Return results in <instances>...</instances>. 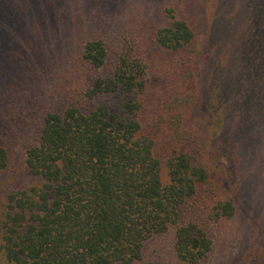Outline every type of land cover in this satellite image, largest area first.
Masks as SVG:
<instances>
[{"label":"trees","instance_id":"obj_1","mask_svg":"<svg viewBox=\"0 0 264 264\" xmlns=\"http://www.w3.org/2000/svg\"><path fill=\"white\" fill-rule=\"evenodd\" d=\"M114 2L48 0V8L35 10L39 30L18 44L16 58L22 50L30 59L20 61L21 69L30 83L43 87L48 107L40 109L24 149L28 179L14 181L0 200V255L12 264H154L158 256L148 251L147 243L168 234L169 262L228 264L231 260L214 249L206 225L183 217L182 209L196 197L202 198V206L211 201L208 190L215 171L205 157L212 158L220 138L247 177L264 183L262 22L257 26L253 20L249 28H240L235 24L239 17L231 16L226 20L234 26L220 28L219 45L241 50L231 64L236 74L229 80L212 67L208 49L195 45L193 27L176 16L151 38L154 27L148 18L130 13V22L121 28L141 34L143 54L119 52L114 40L109 53L101 38L88 35L104 30L112 39L119 31L96 11ZM142 7L153 20V4ZM254 11H264L261 2ZM198 71V93L180 99ZM216 87L211 118L192 126L188 107L201 108ZM231 93L240 95L234 100L228 98ZM81 99L89 104L79 103ZM222 100L234 105L238 115L224 117ZM164 105L169 114L181 116L161 122ZM217 112L221 116L215 119ZM165 127L175 137L160 142ZM156 143L168 148L157 150ZM7 158L8 149L0 142V170ZM163 167L167 181L161 177ZM19 177L23 179L21 173L14 175L15 180ZM214 197L209 213L214 220L240 212L233 197Z\"/></svg>","mask_w":264,"mask_h":264},{"label":"rangeland","instance_id":"obj_2","mask_svg":"<svg viewBox=\"0 0 264 264\" xmlns=\"http://www.w3.org/2000/svg\"><path fill=\"white\" fill-rule=\"evenodd\" d=\"M145 2H149L150 5L153 4V9L156 10L153 20L149 18L150 11L142 7ZM260 2L264 7V0H115L114 3H111L113 7L108 8L107 4L105 7H98L96 11L105 21H109V18L113 22V27L116 26L119 31L112 33V39L105 36L104 30L102 32L91 30L88 36L101 38L108 47L109 53L113 47L111 40H114L113 43L117 45L119 52L127 50L132 55L141 56L143 54L142 46L139 43V35L141 36V34L133 29L128 31L121 28L123 24L130 22L128 19L130 13L133 16L136 15V18H148V22L154 27V31L150 32L151 34L148 36L151 38L155 30L161 27L164 21L176 16L184 19L193 27L196 34L195 45L205 46L208 49L212 67L218 68L217 71L224 75L225 79L232 80L231 76L236 73L232 74L235 72V68L231 64L236 53L241 50L235 46L226 50L219 45L220 28L231 25L226 20L227 17L231 16L234 19L239 17L235 24L239 23L240 28H249L253 20L257 26L262 22L259 28L264 27V11L262 13L254 11L255 7L260 6ZM47 4L48 0L44 3L43 0H0V142L8 149V161L5 167L0 170V200H3L5 190L12 187L14 181L21 182L25 178L28 179L29 176L25 177L23 166L24 149L32 140L40 109L48 107L47 96L44 97L42 92L43 87L38 82L30 83V78H27L23 72L26 69H21L20 61L25 63L30 59L22 56V54H26L22 50L21 52L18 51L16 58L20 41L31 35L32 32L39 30L41 25L35 10L38 11L41 7L48 8ZM150 20L154 22L151 23ZM206 30L208 34H205ZM86 39L88 38H83L84 41ZM29 41L30 39L27 40V42ZM203 41L206 44H203ZM27 47H29V43H27ZM148 51H146L147 56ZM239 59L242 58L239 57ZM157 64L159 65V62ZM29 69L33 70L34 68L30 67ZM263 70L264 68L261 71ZM242 72L243 70L240 73ZM197 74L196 81L185 86L188 93L183 94V96L179 94L180 99L186 95L188 98L193 97L198 93L202 86L201 71H198ZM229 85L232 84L229 83ZM218 91L217 87L214 94L212 90L209 91L208 100L201 103V108H196L194 105H191V108L188 107V110L191 111L192 126L199 121L202 125L205 116L211 118L210 113L216 103L213 97L218 94ZM239 95L231 93L228 98L232 97L235 100ZM79 103L89 104L82 99ZM221 103L224 112L220 113L224 117L238 115L234 105L228 106V101L224 103L223 100ZM169 113L170 108L164 105L159 112L160 121L167 123L170 116H174L173 120L181 116L179 112ZM220 113L217 112L215 119L221 116ZM22 134L23 136H21ZM174 134L172 130L166 128V136L163 139L159 138L160 142L175 137ZM215 144L212 158L209 159V155L205 157L209 165L208 168L215 171H212L215 174L211 177L212 183L208 190L211 201L205 203L204 206L201 204L202 198L200 197L186 202L182 209L185 213L183 217L185 215L193 217L206 225L208 232L213 235L214 249L217 254L227 256L231 260L228 264H264V183H261L260 180L257 185L258 181L252 182L251 178L247 177L246 170L235 163L236 159L230 153L224 138L217 139ZM156 148L157 150H166L168 147L157 144ZM20 173L23 179L19 177L15 180L14 175H20ZM252 174L257 175L255 172ZM217 175L221 177L224 190L218 184ZM161 177L163 181L168 179L164 167L161 170ZM223 194L235 199L240 212L237 211L231 218L214 220L209 215L215 199L214 196ZM205 198H208L207 194ZM169 240V235L163 234L147 243L148 251L158 256V262L154 264H174V262L168 261L170 258V253L169 255L167 253L170 247ZM0 264L12 263L5 261L0 255Z\"/></svg>","mask_w":264,"mask_h":264}]
</instances>
